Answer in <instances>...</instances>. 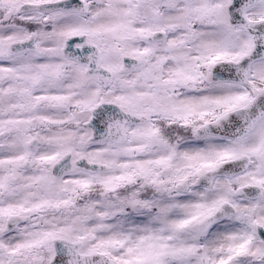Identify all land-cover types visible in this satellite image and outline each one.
Returning a JSON list of instances; mask_svg holds the SVG:
<instances>
[{"label": "snow or ice", "instance_id": "obj_1", "mask_svg": "<svg viewBox=\"0 0 264 264\" xmlns=\"http://www.w3.org/2000/svg\"><path fill=\"white\" fill-rule=\"evenodd\" d=\"M0 264H264V0H0Z\"/></svg>", "mask_w": 264, "mask_h": 264}]
</instances>
